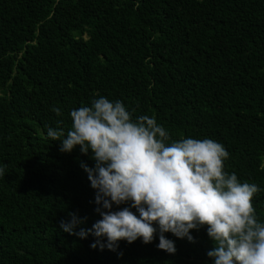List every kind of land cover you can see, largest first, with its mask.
<instances>
[{
  "label": "trees",
  "instance_id": "obj_1",
  "mask_svg": "<svg viewBox=\"0 0 264 264\" xmlns=\"http://www.w3.org/2000/svg\"><path fill=\"white\" fill-rule=\"evenodd\" d=\"M101 96L154 116L168 143H222L264 221V0H0V264H211L206 228L166 233L174 254L158 236L111 251L60 228L100 219L80 166L95 161L47 129Z\"/></svg>",
  "mask_w": 264,
  "mask_h": 264
},
{
  "label": "clouds",
  "instance_id": "obj_2",
  "mask_svg": "<svg viewBox=\"0 0 264 264\" xmlns=\"http://www.w3.org/2000/svg\"><path fill=\"white\" fill-rule=\"evenodd\" d=\"M53 111L62 115L58 107ZM70 117V130L48 127L46 135L60 141L61 152L79 146L91 153L94 167L80 166L95 190L100 219L76 231L86 218L70 213L60 225L64 232L92 235V248L111 251L120 241L149 244L158 236L157 248L174 254L175 241L166 233L194 242L192 230L206 228L211 264H264V221L252 203L261 189L225 171L230 153L222 143L192 137L168 143V130L154 116L133 119L123 101L103 96Z\"/></svg>",
  "mask_w": 264,
  "mask_h": 264
}]
</instances>
